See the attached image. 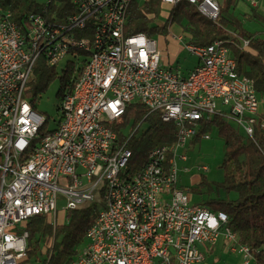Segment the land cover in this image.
<instances>
[{
    "label": "built area",
    "instance_id": "1",
    "mask_svg": "<svg viewBox=\"0 0 264 264\" xmlns=\"http://www.w3.org/2000/svg\"><path fill=\"white\" fill-rule=\"evenodd\" d=\"M73 1L76 11L61 30L31 13L24 32L10 11L0 10V264L25 260L24 224L31 217L47 216L54 228L68 210L100 200L104 207L69 264H216L207 251L220 241L240 253L238 264H251L253 252L226 226V213L190 203L177 186V161L187 159L181 148L215 114L253 136L261 100L252 80L237 72L223 39L185 43L197 63L183 73L163 65L156 39L125 33L132 0ZM195 3L218 17V0ZM65 25L72 33L63 34ZM82 48H90L92 58L80 57ZM66 54L80 60L72 78V89L82 80L79 101L71 100V91L62 96L59 120L45 131L47 117L24 93L39 56L57 67ZM71 102H78L77 111H70ZM134 102L176 127L174 142L153 146L137 169L124 167L129 142L140 137L135 131L142 121L122 120ZM17 145H24L23 157H15Z\"/></svg>",
    "mask_w": 264,
    "mask_h": 264
},
{
    "label": "trees",
    "instance_id": "2",
    "mask_svg": "<svg viewBox=\"0 0 264 264\" xmlns=\"http://www.w3.org/2000/svg\"><path fill=\"white\" fill-rule=\"evenodd\" d=\"M238 1L218 0L219 15L212 20L201 15L196 5L187 0L173 5H167L162 0H132L127 9L125 33H143L153 39H169L171 27L175 25L181 28L188 42L209 44L214 39H223L236 61L237 72L252 80L261 100L264 98V39L259 37V31L250 32L242 26L243 23L233 12ZM0 10L10 11L12 20L25 32L29 25V14L40 13L49 22H62L76 11V6L73 0H0ZM256 10L257 6L244 12V15L264 25V15ZM244 41H247L246 45ZM72 71L71 77L59 76L57 67L49 65L44 56H39L24 95L33 96L31 101L35 108V96H40L59 78L60 86L56 93L62 97L72 89L75 70ZM130 119L132 126L140 121L147 125L140 137L129 142L132 149L130 164L137 169L153 146L174 142L176 127L171 122L161 121L157 112H150L136 102L127 106L122 118L124 121ZM261 120L260 116L253 136L248 137L223 115L215 114L209 122H201L199 133L190 140L191 143L200 141L201 134L216 128L223 142L220 165L223 179L213 186L202 175L197 186L190 190L201 194L202 186L208 187V195L198 203L226 213V226L237 234L238 242L252 250V264H264V127H261ZM119 125L114 123L112 127L122 138ZM220 189L225 191L226 197L219 196ZM212 192H215L213 197ZM230 193H235V196L228 197ZM102 207L104 203L100 200L68 210L63 215L67 220L60 218L54 228L47 216L36 215L25 221L28 248L24 261L37 258L39 253L44 264H69L84 244L86 230Z\"/></svg>",
    "mask_w": 264,
    "mask_h": 264
},
{
    "label": "rangeland",
    "instance_id": "3",
    "mask_svg": "<svg viewBox=\"0 0 264 264\" xmlns=\"http://www.w3.org/2000/svg\"><path fill=\"white\" fill-rule=\"evenodd\" d=\"M39 2H44L47 0H38ZM257 12L264 15V0H257ZM255 7V6H254ZM249 0H239L236 9L233 11L237 18L243 23V27L248 31H259V37L264 39V25L258 20L253 18H248V15H244V12H248L251 8ZM170 34L174 38L165 39L160 37H155L158 47L162 50V62L165 67H172L173 69H178L183 73L191 70L197 63V57L191 52L185 49V43L188 42L186 36L181 31L178 26L172 25ZM169 34V35H170ZM182 35L183 39L178 40L175 36ZM80 57H83L82 55ZM79 58L74 59L69 54H66L57 64V71L59 76L67 75L71 77L73 71L80 66ZM60 86L59 78H56L40 96H35V110L45 117H47V122L41 128L42 130H51L55 127L56 122L60 117V104L61 97L57 95V89ZM27 96L29 100L33 99V96L29 94ZM218 107L220 103L217 102ZM259 115L261 116L262 122L264 123V98L261 99V104L259 106ZM240 132L243 133V129L235 124V121H231ZM146 123L142 122L137 130L136 135L139 136L146 130ZM209 138L202 139L200 141L191 143L187 142L181 152L185 153L187 159L185 161L178 160V176H177V186L187 193L189 196L190 203H198L201 199L205 198L207 194V186H202V193L192 192L190 189L197 186L199 182V177L202 175L205 177L206 182L215 186L217 182L223 179V170L220 167L222 156H223V142L217 134L216 128H212L209 133ZM207 167L204 170L202 167ZM215 192L211 193L213 197ZM220 197H226L225 191L219 190ZM235 193H230L228 197H234ZM61 209V205L57 206ZM61 214V213H60ZM60 218V215L58 214ZM64 217V216H63ZM63 220H67L65 217ZM40 248L42 246L40 245ZM207 259L210 262H215L216 264H238L241 255L240 253L229 252L227 250V245H223L220 241L212 247L211 251H207ZM21 264H44L42 261V256L38 253V257H31L29 261L22 262ZM252 264V263H251Z\"/></svg>",
    "mask_w": 264,
    "mask_h": 264
},
{
    "label": "bare ground",
    "instance_id": "4",
    "mask_svg": "<svg viewBox=\"0 0 264 264\" xmlns=\"http://www.w3.org/2000/svg\"><path fill=\"white\" fill-rule=\"evenodd\" d=\"M165 2V0H162ZM182 1V0H174V2L171 3V5L176 4L177 2ZM188 2L196 5V8L198 12L212 20H216L217 15L212 14L211 11L207 9H201L195 3V0H187ZM50 29L51 30H61V22H50ZM72 33V25H65L63 27V34H70ZM33 45H40V37H33ZM245 45V44H244ZM81 55L84 58H92V50L90 48H82L81 49ZM75 73V72H74ZM82 89V80H75L74 82V89H71V100L72 101H79V92ZM63 96H69V92H65ZM63 106V98L61 97V104L60 108ZM78 110V102H71L70 103V111H77ZM227 120L232 121V118H226ZM24 153V145H17L15 149V157H23ZM132 157V153H125L124 156V167H131L132 165L130 164Z\"/></svg>",
    "mask_w": 264,
    "mask_h": 264
},
{
    "label": "crops",
    "instance_id": "5",
    "mask_svg": "<svg viewBox=\"0 0 264 264\" xmlns=\"http://www.w3.org/2000/svg\"><path fill=\"white\" fill-rule=\"evenodd\" d=\"M251 6H252V5H251ZM257 6H258V5H257ZM252 7H254V6H252ZM169 36H170V38H172V37L174 38V36H173L172 34H170Z\"/></svg>",
    "mask_w": 264,
    "mask_h": 264
}]
</instances>
